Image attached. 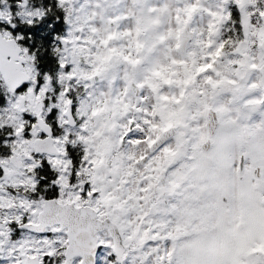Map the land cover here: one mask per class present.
I'll return each mask as SVG.
<instances>
[{
    "label": "flooded vegetation",
    "instance_id": "flooded-vegetation-1",
    "mask_svg": "<svg viewBox=\"0 0 264 264\" xmlns=\"http://www.w3.org/2000/svg\"><path fill=\"white\" fill-rule=\"evenodd\" d=\"M6 2L12 16L0 17V32L18 35L27 21L22 0ZM235 4L227 27L205 35L217 55L223 42L232 51L243 45L246 54L225 68L231 81L217 89L204 82L202 94L215 101L202 104L195 145L171 124L142 138L138 112L118 106L110 113L104 78L88 63L60 58L53 74L36 66L39 88L48 87L38 111L24 115L21 135L0 108V264H264V0H243L239 13ZM187 22L193 37L182 55L200 42ZM131 83L138 85L129 78L125 93L138 102L143 88L137 96ZM28 84L6 88L7 98ZM168 128L172 136L151 150ZM46 131L54 154L35 151ZM5 165L10 173L2 181Z\"/></svg>",
    "mask_w": 264,
    "mask_h": 264
},
{
    "label": "rangeland",
    "instance_id": "rangeland-1",
    "mask_svg": "<svg viewBox=\"0 0 264 264\" xmlns=\"http://www.w3.org/2000/svg\"><path fill=\"white\" fill-rule=\"evenodd\" d=\"M64 1L68 15L66 33L59 39L60 58L72 65L75 62L82 65L88 63L92 71L103 76L105 85L102 84V87L108 92L109 112L118 106L133 108L141 119L142 138L159 134L162 125L171 124L178 127L181 139L187 137L191 145L197 144L200 133L203 134L200 126L202 104L215 101L202 94L204 82L216 89L222 87L225 80L232 79L230 76L223 78L225 68L230 71L233 63L242 62L240 54H246L240 51L243 45L234 51L223 52L222 40L226 32L221 31L223 43L217 55L215 41L209 43V35L205 32L208 28L213 31L217 27L225 29L233 1L239 13L238 6L243 0ZM19 7L28 21L40 15L25 0ZM5 10H0L1 18ZM189 20L198 30L200 42L198 47H192L182 55L178 50L177 30L183 29ZM243 27L246 32L250 31L247 25ZM246 32V37H250ZM5 37L9 38V35ZM22 53L27 60L25 67L31 81L22 93L8 97L2 107L13 118L11 124L17 132L25 129L24 115H33L41 107L40 93L48 87V83H44L39 88L33 57L25 50ZM129 78H134L143 88L144 97L138 102L125 93ZM194 102L196 104L193 105ZM220 105L225 106L223 99H220ZM154 108L156 117H151L155 114ZM19 135L20 132L16 133V136ZM28 143L31 144V141ZM171 147L174 149V143L167 145L164 152ZM197 152L190 149L188 153L195 156ZM209 156H214V151ZM7 173L10 170L5 165L2 181Z\"/></svg>",
    "mask_w": 264,
    "mask_h": 264
},
{
    "label": "trees",
    "instance_id": "trees-1",
    "mask_svg": "<svg viewBox=\"0 0 264 264\" xmlns=\"http://www.w3.org/2000/svg\"><path fill=\"white\" fill-rule=\"evenodd\" d=\"M10 1V0H9ZM28 5L40 12L39 16L33 17L31 21H24L19 27L20 34L9 36L25 49L28 55H32L33 63L43 73H52L57 68L60 59L59 39L62 38L67 29L66 17L68 9L64 0H26ZM6 0H0V10L6 9ZM12 16L11 10L4 11V17ZM1 30V29H0ZM2 31V30H1ZM222 51L230 49L222 45ZM8 92L0 76V108L4 107Z\"/></svg>",
    "mask_w": 264,
    "mask_h": 264
},
{
    "label": "water",
    "instance_id": "water-1",
    "mask_svg": "<svg viewBox=\"0 0 264 264\" xmlns=\"http://www.w3.org/2000/svg\"><path fill=\"white\" fill-rule=\"evenodd\" d=\"M193 32L190 29L189 23L187 22L184 28L180 32V40L178 44V50L180 53H183L186 49L188 42L192 39ZM22 48L19 43L14 38H6L0 32V76L3 80V83L7 90L11 93H14L20 90L24 85L30 82V75L26 72L24 65L26 59L22 56ZM92 83L98 80L97 76H94L89 79ZM264 82V77L261 81ZM134 87L135 89H132ZM128 91H134V93L139 96L141 92V87L135 83H131ZM40 128V122H38ZM216 127L213 114H208V122L206 128L208 130V135L211 137ZM47 138L44 140H36L34 142V148L36 152H47L49 154H54V147L52 144V139L49 135V132L46 131ZM174 133L173 128H168L160 134V136L153 142L151 150L159 148L168 138ZM210 146V143H206L202 146L204 150H207ZM38 230V226L36 227Z\"/></svg>",
    "mask_w": 264,
    "mask_h": 264
}]
</instances>
